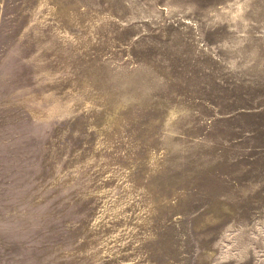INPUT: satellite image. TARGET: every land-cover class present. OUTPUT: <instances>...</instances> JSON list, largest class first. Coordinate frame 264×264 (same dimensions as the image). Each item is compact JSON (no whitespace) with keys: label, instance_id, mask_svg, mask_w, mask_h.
<instances>
[{"label":"rangeland","instance_id":"1","mask_svg":"<svg viewBox=\"0 0 264 264\" xmlns=\"http://www.w3.org/2000/svg\"><path fill=\"white\" fill-rule=\"evenodd\" d=\"M0 264H264V0H0Z\"/></svg>","mask_w":264,"mask_h":264}]
</instances>
